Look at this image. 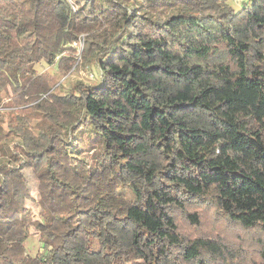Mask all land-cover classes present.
<instances>
[{"label": "trees", "instance_id": "16d2710c", "mask_svg": "<svg viewBox=\"0 0 264 264\" xmlns=\"http://www.w3.org/2000/svg\"><path fill=\"white\" fill-rule=\"evenodd\" d=\"M242 4L0 0V264H264V0Z\"/></svg>", "mask_w": 264, "mask_h": 264}, {"label": "rangeland", "instance_id": "374dc122", "mask_svg": "<svg viewBox=\"0 0 264 264\" xmlns=\"http://www.w3.org/2000/svg\"><path fill=\"white\" fill-rule=\"evenodd\" d=\"M244 0H231L232 4L235 6L236 9H240L242 7V2ZM82 49L78 51V56L81 58ZM37 68L39 71H50L53 73L55 71V67L46 66L44 64L37 65ZM95 73V77L91 78L90 73ZM76 79H81L89 84L98 83L101 79V74L99 72V69L97 66H94L91 71H88L86 68L82 71H80L79 75L75 76ZM24 173L26 175V180L30 186V189L32 191V194L34 195L35 199L37 200L39 198V192H38V180L34 176L32 170L29 167L24 168ZM104 178L105 181H108L107 183L110 186L120 187V183L117 180H114L110 172H105L104 174H96L93 178L90 180L83 179L84 187H85V199L83 200V205L88 206L91 202H93L94 198L97 196L98 193H100L102 190L101 188H106L107 186L100 185L101 182L100 179ZM102 182V183H105ZM87 199V200H86ZM29 206L33 209V214L35 217L38 216L39 213V205L37 202L29 201L27 203ZM205 229H213L216 231H221L226 235V238L229 242L230 246L236 247V248H244L247 249L248 247H251L253 242L255 241V236L253 233L245 231L243 228L239 229H233L228 226L227 223L221 222L218 219L217 220H211L210 218L206 221ZM31 233L32 237L28 241V248L29 252L32 255H35L36 253H40L42 250V244L38 238V232L34 227H31ZM258 241V240H257ZM126 264V263H124ZM129 264H143L142 261H137Z\"/></svg>", "mask_w": 264, "mask_h": 264}, {"label": "built area", "instance_id": "2783aa9c", "mask_svg": "<svg viewBox=\"0 0 264 264\" xmlns=\"http://www.w3.org/2000/svg\"><path fill=\"white\" fill-rule=\"evenodd\" d=\"M76 47H78V49H79V51H80V49H82L83 48V38H81V42H74L73 43ZM91 74V78H94V74L93 73H90Z\"/></svg>", "mask_w": 264, "mask_h": 264}]
</instances>
